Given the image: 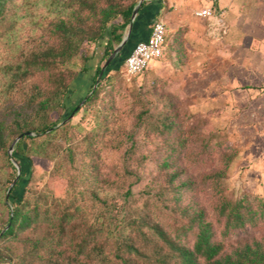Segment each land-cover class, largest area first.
Wrapping results in <instances>:
<instances>
[{"label":"trees","instance_id":"obj_1","mask_svg":"<svg viewBox=\"0 0 264 264\" xmlns=\"http://www.w3.org/2000/svg\"><path fill=\"white\" fill-rule=\"evenodd\" d=\"M4 1L0 0V7ZM138 1L51 0L49 6L53 9L49 11H54L55 16L45 25L46 38L37 48L20 53L8 67L10 86L17 93V83L31 79L36 73H44L46 82H33L27 91L21 90L20 100L9 103L6 115H0V152L13 170L5 182H14L3 201L6 214L0 217V264H264V235L226 251L223 243L215 239L213 222L202 209L189 205L177 208L187 217L186 229H194L191 246L170 235L156 207L159 202L164 208L168 206L165 193L180 170L165 172L167 185L156 181L136 196L133 186L140 181L141 174L140 165L136 169L129 165L134 154V138L129 132L111 147L117 151L122 143L127 144L118 158L120 166H112L113 171L109 169L103 175L88 170L85 158L95 154V150L90 151V143L81 152L82 159L74 175L69 170L63 173L61 160H56L53 172L64 175L68 182L62 198L47 192L25 194L24 185L31 174V154L56 156L57 148L51 141L69 121L55 126L76 112L77 105L66 113L65 104L73 81L96 62L89 89L80 100L84 107L96 96L108 73L123 67L124 58L134 43L140 41L132 39V12ZM147 2L143 0L137 12ZM129 25L131 32L126 43L102 70ZM155 98L171 101L169 94L156 93ZM137 117L140 119V113ZM150 124L158 131L172 128L167 111L160 112ZM20 134L9 153L11 142ZM74 154L68 148L67 157L72 165ZM146 156L140 157L143 160ZM169 156L165 151L159 156L161 168L171 166ZM234 156L233 152H220L222 165L205 176L218 194L214 211L222 221L224 235L264 220V198L244 194L232 200L222 194L220 180ZM9 159L17 163L19 173ZM183 185L188 182L171 187L178 189ZM20 234L23 237L19 246L9 242Z\"/></svg>","mask_w":264,"mask_h":264},{"label":"rangeland","instance_id":"obj_2","mask_svg":"<svg viewBox=\"0 0 264 264\" xmlns=\"http://www.w3.org/2000/svg\"><path fill=\"white\" fill-rule=\"evenodd\" d=\"M50 1L5 0L0 7L1 116L6 115L5 108L9 103L20 100L21 90L27 91L33 82H46L44 73H36L31 79L17 83L18 94L16 88L10 86L8 67L20 53L37 48L46 38L45 25L55 16L54 11H49L53 9L49 6ZM97 58L98 54L94 56V59ZM95 63L89 64V71L80 74L71 85L65 100L66 113L76 105L77 108L73 115L55 126L60 127L69 121L51 141L57 148L56 156L31 154V174L24 185L25 194L35 196L40 192H47L62 198L68 182L64 175L53 172L56 160H61L63 173L69 170L74 175L78 171V162L82 159L81 152L90 143V151L95 150V154L85 158L88 170L106 175L110 172L109 169H113L112 166L118 168L121 164L118 158L123 151L122 147L127 144L122 143L117 151L111 147L129 132L134 138V154L129 165L131 169L141 166V179L133 186L136 196L147 185L156 181L163 186L167 185L164 174L174 168L180 170V174L171 186L179 185L181 181L188 182V185L178 189L171 186L167 188L165 197L168 206L164 208L163 203L159 202L156 207L158 217L170 235L177 236L187 246L192 245L194 229H186L187 217L177 210L179 206L189 205L202 209L206 218L213 222L215 239L223 243L226 251L246 241L261 239L264 235V220L226 235L222 233V221L217 219L214 211L218 194L212 190L211 183L205 176L222 165L220 152H233L235 156L220 180L222 194L232 200L244 194L264 198V122L260 121L262 110L258 109V121L250 120V111L245 108V101H198L196 96L190 97L183 93L177 75L152 74L148 68L139 75L127 78L121 67L108 73L96 96L82 107L83 102L80 100L89 89L94 72L92 66ZM154 93L169 94L171 101L158 100ZM162 111L170 114V130L158 131L150 124ZM137 113H140V119ZM68 148L75 153L73 165L68 161ZM164 151L170 154L168 161L171 166L166 169L159 165V156ZM141 155L147 156L142 160ZM7 160L4 153L0 152L2 218L6 214L3 201H6L7 186H10L5 179L13 172ZM9 160L15 165L14 160ZM150 201L153 202V197ZM22 237L20 234L9 242L19 246Z\"/></svg>","mask_w":264,"mask_h":264},{"label":"crops","instance_id":"obj_3","mask_svg":"<svg viewBox=\"0 0 264 264\" xmlns=\"http://www.w3.org/2000/svg\"><path fill=\"white\" fill-rule=\"evenodd\" d=\"M146 1L133 18L132 39L145 40L154 21L165 26L151 73L177 75L183 93L198 101H245L250 120L258 121L261 109L264 122V0ZM206 6L213 15L194 14Z\"/></svg>","mask_w":264,"mask_h":264},{"label":"built area","instance_id":"obj_4","mask_svg":"<svg viewBox=\"0 0 264 264\" xmlns=\"http://www.w3.org/2000/svg\"><path fill=\"white\" fill-rule=\"evenodd\" d=\"M196 16L208 17L213 15L210 6L202 7L194 12ZM165 45V26L162 21H154L145 40L134 43L123 60L122 72L127 78L139 75L146 70L150 63L159 59Z\"/></svg>","mask_w":264,"mask_h":264},{"label":"water","instance_id":"obj_5","mask_svg":"<svg viewBox=\"0 0 264 264\" xmlns=\"http://www.w3.org/2000/svg\"><path fill=\"white\" fill-rule=\"evenodd\" d=\"M142 0H139L138 3L136 4L133 12H132V19L134 18V16L136 15V12L138 10V6L141 3ZM128 39V32L123 36L122 40L120 41V43L113 49V51L111 52V54L108 56V58L106 59L105 63L102 66V70H104V68L108 65V63L119 53L120 49L123 47V45L126 43ZM77 108V107H76ZM75 108V109H76ZM71 116V115H70ZM22 136V134L18 135L10 144L8 152L11 153L14 144L16 143V141ZM13 163L15 164L17 171L19 173V167L18 165L13 161ZM17 179V177H16ZM14 184V182H12L10 184V186L7 189V192L11 189L12 185Z\"/></svg>","mask_w":264,"mask_h":264}]
</instances>
